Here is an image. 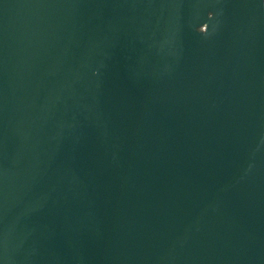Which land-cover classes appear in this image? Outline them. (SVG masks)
Returning <instances> with one entry per match:
<instances>
[{
	"label": "water",
	"instance_id": "obj_1",
	"mask_svg": "<svg viewBox=\"0 0 264 264\" xmlns=\"http://www.w3.org/2000/svg\"><path fill=\"white\" fill-rule=\"evenodd\" d=\"M0 264H264V0H0Z\"/></svg>",
	"mask_w": 264,
	"mask_h": 264
}]
</instances>
